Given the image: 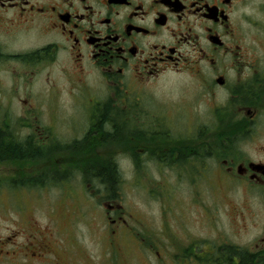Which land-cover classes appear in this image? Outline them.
I'll list each match as a JSON object with an SVG mask.
<instances>
[{
    "label": "flooded vegetation",
    "instance_id": "flooded-vegetation-1",
    "mask_svg": "<svg viewBox=\"0 0 264 264\" xmlns=\"http://www.w3.org/2000/svg\"><path fill=\"white\" fill-rule=\"evenodd\" d=\"M47 68H61L85 110L69 142L53 135L46 114L37 125L42 112L20 91L30 92ZM165 80L191 120L185 140L162 133L159 115L143 112L144 97L158 98ZM13 100L26 105L25 128H0V137L41 150L45 175L53 166L75 169L67 178L77 180V192L64 196L96 201L107 222L108 182L97 170L119 167V157L135 169H178L186 185L204 179L208 194L210 176L222 185L226 178L233 191L246 187L249 208L223 200V192L211 194L212 207L199 191L191 194L186 205L201 207V229L179 223L169 225L167 241H130L144 261L120 256L114 241L98 242L94 252L76 236L67 242L24 222L0 235V264H264V0H0V104ZM145 115L155 123L148 126ZM109 133L125 136L116 151ZM26 163L0 160V176L7 166L24 184L33 172ZM119 212L109 219L128 226Z\"/></svg>",
    "mask_w": 264,
    "mask_h": 264
},
{
    "label": "rangeland",
    "instance_id": "rangeland-1",
    "mask_svg": "<svg viewBox=\"0 0 264 264\" xmlns=\"http://www.w3.org/2000/svg\"><path fill=\"white\" fill-rule=\"evenodd\" d=\"M48 75H50V80L47 79ZM171 82L170 80L163 81L158 91V98L157 96L144 97L143 112L159 115L162 122L160 123L162 133L166 132L172 139L185 140V129L189 127L191 120L187 114L186 106L182 107V105L176 104L179 103L176 99L178 91ZM20 91L23 92L24 99L28 98L31 101L37 112H42L37 125H42V119L46 114L52 123L49 130L54 136L59 134V139L69 142V138L77 134L76 130L82 128L75 124L85 115L83 104L76 99L77 95L72 93L69 80L61 68L44 69L37 80L33 82L30 92L25 93L22 89ZM24 111L28 112L26 105L19 104L17 100H13L11 105H8L6 101L2 102L0 104V128L17 134L26 125ZM145 119L148 126L155 123L153 116L145 115ZM43 126L46 127V125ZM169 129L174 134H169ZM177 143L178 145L182 144L181 142ZM112 146H115V149L112 150L116 151L120 148V143L112 144L111 148ZM124 146L122 145L123 149ZM112 156H115V153ZM119 159L120 163L117 168L122 177L121 186L116 195H121L119 204L123 206L126 219L129 222L128 226H125L123 222L112 224L109 221V215L107 222L105 207L99 206L96 201L90 204L80 197L79 200H72L69 196H64L67 192H77L78 182L72 178L60 180L57 186L50 188L47 193L46 191H10L9 183L2 181L3 190L0 191L1 237L6 238L10 235V231L18 229V226H23V220V223L25 222L27 225L31 223L33 226L30 228L35 232L44 231L50 234L52 231L55 237L67 240V242H72L76 236L77 240L84 242L85 245L95 247L94 252L100 247L98 242L107 240L108 242H117L120 256L126 255L134 260L144 261L146 254L138 251L130 241L145 238L149 241H154V239L167 241L169 225L174 226L179 223L194 225L196 230L201 229L202 221L198 218V215H202L203 212H201V207L195 205L190 209L186 205L191 194L199 191L200 201H202L201 197H204L203 202L212 207L211 194L214 193L219 198L220 193L223 192V200L228 198L231 202L239 204L240 208H249V192L246 187L241 186L233 191L226 187L232 185L226 178L222 179V185L221 182L210 176L211 189L209 188L208 194L204 179V182L199 179L198 185H186L184 183V180H187L186 176L178 169L171 170L168 167H160L155 164H146V167L135 169L124 158L119 157ZM9 170H11L9 167L1 166L0 180L8 177L6 173ZM187 181L189 182V180ZM223 187H226L224 191ZM246 192L247 194H245ZM116 195L111 194L108 188L109 199H114ZM108 204L117 206L109 201ZM220 209H224L222 205H220ZM83 210L89 213L87 219H83L85 217ZM169 216L170 220L167 222ZM171 216H174L175 219ZM110 217L114 219V214H111ZM77 221L79 223L76 224L74 230L72 224ZM150 244L153 245L154 242H150ZM161 249L165 255L166 250ZM157 251L158 249L152 250L150 256L153 260H158Z\"/></svg>",
    "mask_w": 264,
    "mask_h": 264
},
{
    "label": "trees",
    "instance_id": "trees-1",
    "mask_svg": "<svg viewBox=\"0 0 264 264\" xmlns=\"http://www.w3.org/2000/svg\"><path fill=\"white\" fill-rule=\"evenodd\" d=\"M112 112H120L119 109L113 110ZM115 126H119L120 122H112ZM116 126V127H118ZM109 136L112 139H115L117 143L124 144L125 136H120L118 134L109 133ZM6 135H1L0 137V160L2 164H12L19 166V162L26 163L27 166L32 165V176L28 178V181L24 184L19 182L14 184L15 188L19 189H36L44 186H49L52 183H58L63 178H67V174L70 171L75 169H65V172L60 171L59 168L53 166L52 168L47 169V175L41 172V150L27 148L25 145L12 142V140H7ZM120 137V138H119ZM57 154V144L50 146L49 151V160L55 158ZM31 163V164H30ZM98 177H101L103 180L108 182V188L111 191V194L116 195L120 188V175L118 173V168L114 165L108 166L106 170H97ZM12 185V184H11Z\"/></svg>",
    "mask_w": 264,
    "mask_h": 264
}]
</instances>
